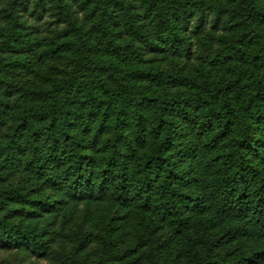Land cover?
I'll use <instances>...</instances> for the list:
<instances>
[{"label": "trees", "instance_id": "1", "mask_svg": "<svg viewBox=\"0 0 264 264\" xmlns=\"http://www.w3.org/2000/svg\"><path fill=\"white\" fill-rule=\"evenodd\" d=\"M32 50L70 67L0 75V248L53 260L64 215L84 264H264V0H0Z\"/></svg>", "mask_w": 264, "mask_h": 264}, {"label": "rangeland", "instance_id": "2", "mask_svg": "<svg viewBox=\"0 0 264 264\" xmlns=\"http://www.w3.org/2000/svg\"><path fill=\"white\" fill-rule=\"evenodd\" d=\"M220 3H229L232 0H217ZM31 26L35 27L36 22L31 20ZM46 33H41V38L45 43ZM41 47V49H43ZM215 46L211 42L203 41L201 43L200 54L202 59L209 58L208 56L215 52ZM15 57L5 56L4 61L0 64V75L7 78L8 81L15 85L30 86L34 82L35 76L30 73V70L35 66H41L37 61L35 52L28 51L25 59V67L16 65ZM19 62V61H18ZM175 63L168 60L165 62L164 67H173ZM191 68L194 70L199 68V63H190ZM43 70L49 73L56 74L59 70H65L70 67V63L62 60H54L45 63L41 66ZM63 220V221H62ZM62 221V222H61ZM59 226L57 232L54 233L55 246L53 248L54 259L46 260L44 258H37L30 253H24L17 249L0 248V264H70L71 262L78 261L79 263H86V258L89 256L91 246H86V249L80 248V245L85 247L84 243H78L82 235L90 233L89 229L83 227L81 220L72 219L69 216L62 215L59 219ZM85 231V232H84ZM91 255V254H90Z\"/></svg>", "mask_w": 264, "mask_h": 264}]
</instances>
